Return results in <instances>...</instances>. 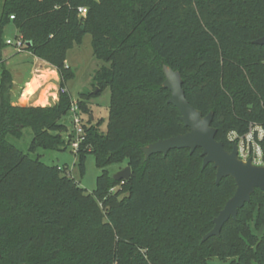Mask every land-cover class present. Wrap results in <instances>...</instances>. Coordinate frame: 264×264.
Instances as JSON below:
<instances>
[{"label": "trees", "instance_id": "trees-1", "mask_svg": "<svg viewBox=\"0 0 264 264\" xmlns=\"http://www.w3.org/2000/svg\"><path fill=\"white\" fill-rule=\"evenodd\" d=\"M9 23L24 49L62 80L71 76L66 51L85 32L93 56L107 64L93 76L97 92L77 101L91 115L87 100L109 88L105 131L89 116L76 151L81 174L88 152L102 169L91 193L61 167L29 155L63 144L61 119L72 99L66 91L51 104H13L2 36ZM263 34L264 0H0V264H264L260 189L218 236L201 241L233 194V178L215 183L200 148L147 159L141 150L188 130L162 87L164 64L180 72L192 106L212 111L215 138L227 150L231 131L258 124L264 132V45L253 43ZM25 128L28 153L11 141ZM122 162L131 169L123 182L107 169Z\"/></svg>", "mask_w": 264, "mask_h": 264}, {"label": "rangeland", "instance_id": "rangeland-1", "mask_svg": "<svg viewBox=\"0 0 264 264\" xmlns=\"http://www.w3.org/2000/svg\"><path fill=\"white\" fill-rule=\"evenodd\" d=\"M16 34V29L12 23L4 26L2 32L4 40L7 38L13 40ZM3 54L4 63L7 68H11L14 64L22 66L19 71L15 72L16 76L14 79L16 83L13 85L11 92H16V90L22 91V94L25 95L24 99L27 105H46L53 103L60 93L61 87L66 88L72 101L75 100L77 102L81 95L94 92L98 89L94 86L93 76L96 70L103 65H107L105 62L93 56L91 34L88 32L83 33L79 42L74 43L66 51L64 65L71 71V76L64 80L61 79L56 67L50 64L48 66L43 65L42 67L38 65L39 61L34 60L33 56L29 53L26 51L19 52L10 44H5ZM47 67H49V70ZM42 68L44 71L47 70L48 73L50 72V75L48 73L45 75L47 81L44 84L41 83L39 78L41 71H43ZM61 82H63L62 85ZM46 83H49L50 86L46 87ZM87 103L91 110L92 122L98 126L100 131H105L108 116L109 88L104 87L97 94H92L87 100ZM91 115L81 113L83 124H89L88 120ZM61 122L67 127L66 132H62L63 144L58 149L53 150L39 148L34 153H29V155L31 157L39 156L40 160L47 165L61 167L65 174L71 176L86 192L91 193L95 190L96 178L101 174L102 169L96 166L94 154L88 152L84 156V173H80L77 165L78 155L70 146L71 141L74 139L71 114L68 113L61 119ZM23 133V137L19 140L10 139L17 148L28 153L32 133L29 128H25ZM124 166L125 163L122 162L109 165L107 169L113 174ZM212 261L214 264H218V261Z\"/></svg>", "mask_w": 264, "mask_h": 264}, {"label": "water", "instance_id": "water-1", "mask_svg": "<svg viewBox=\"0 0 264 264\" xmlns=\"http://www.w3.org/2000/svg\"><path fill=\"white\" fill-rule=\"evenodd\" d=\"M253 43L264 45V34L254 39ZM162 72L164 75L162 87L170 92L168 102L179 110L180 120L188 130L146 144L141 148L144 159L156 153L165 155L172 149L187 148L192 153L196 148H200L203 156L202 166L212 163L216 170L215 183L226 176H230L235 182L233 194L213 217L212 228L202 236L201 241H205L208 237L218 236L222 226L229 218H236L238 209L250 200L255 188L260 189L264 195V164L254 165L250 159L246 161L239 159L236 143H233L231 149L227 150L223 142L215 138L216 129L211 125L212 111L203 115L186 99L180 72L165 64L162 66ZM96 92L97 89L94 93ZM130 175V166L126 165L113 173L112 178L116 181L128 180Z\"/></svg>", "mask_w": 264, "mask_h": 264}, {"label": "built area", "instance_id": "built-area-1", "mask_svg": "<svg viewBox=\"0 0 264 264\" xmlns=\"http://www.w3.org/2000/svg\"><path fill=\"white\" fill-rule=\"evenodd\" d=\"M78 12L81 15L86 13V8L79 7ZM13 18V15H10ZM6 44L12 45L17 51H24L25 42L20 34H16L14 39H5ZM66 88L61 87L60 92H66ZM69 113L71 114V123L73 126L74 139L71 141L70 146L76 152L79 148L80 142L84 140L83 132V121L81 113L77 102L71 101V106L69 108ZM263 128L258 124H249L248 130L244 134H237L231 131L228 134V139L232 143L237 145V157L243 161L250 159L254 165L264 164V149L261 146V140L263 139ZM123 182V181H121ZM113 190V188H111Z\"/></svg>", "mask_w": 264, "mask_h": 264}, {"label": "crops", "instance_id": "crops-1", "mask_svg": "<svg viewBox=\"0 0 264 264\" xmlns=\"http://www.w3.org/2000/svg\"><path fill=\"white\" fill-rule=\"evenodd\" d=\"M24 51H26L31 56H33L29 51H27V50H24ZM33 59L34 60H38L39 61V64L38 65H41L42 67H43V65L48 66V63H46L45 61H43V60H41V59H39V58H37L35 56H33ZM41 63H43V64H41ZM21 68H22V66H17L16 64L12 65V67L10 68L11 69V72H12V76H13V85L16 83V81L14 79V77L16 76V73L15 72L19 71ZM48 68L49 67H47V69ZM42 70H43V68H42ZM47 73H48L47 70L46 71H44V70L41 71V75H40L39 78H40V81H41L42 84H44V82L47 81V77H45V75H47ZM48 75H50V72L48 73ZM46 84H47L46 87H49L50 86L49 83H46ZM16 92L13 91V93H12V97H13L12 102H13V104L27 105V103L25 102V99H24V96L25 95L22 94V91L16 90Z\"/></svg>", "mask_w": 264, "mask_h": 264}]
</instances>
